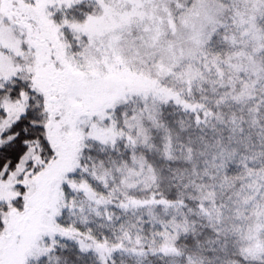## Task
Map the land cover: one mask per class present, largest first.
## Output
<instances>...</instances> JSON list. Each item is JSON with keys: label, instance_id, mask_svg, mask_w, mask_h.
Instances as JSON below:
<instances>
[{"label": "snow or ice", "instance_id": "6c2138e0", "mask_svg": "<svg viewBox=\"0 0 264 264\" xmlns=\"http://www.w3.org/2000/svg\"><path fill=\"white\" fill-rule=\"evenodd\" d=\"M0 264H264V0H0Z\"/></svg>", "mask_w": 264, "mask_h": 264}]
</instances>
